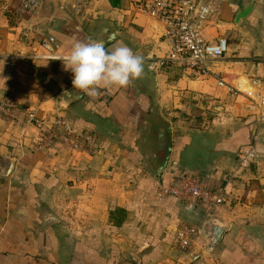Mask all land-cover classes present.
Masks as SVG:
<instances>
[{
    "label": "crops",
    "instance_id": "0c3cea01",
    "mask_svg": "<svg viewBox=\"0 0 264 264\" xmlns=\"http://www.w3.org/2000/svg\"><path fill=\"white\" fill-rule=\"evenodd\" d=\"M24 1L0 0V103L13 98L44 127L0 114V264H264V123L249 107V96L264 98V0H204L215 10L205 39L229 44L207 75L179 65L149 71L148 56L166 57L170 43L132 0H95L83 16L75 0H36V11L21 13ZM110 30L118 35L107 50L123 43L144 57V74L127 87L89 97L61 60L36 58L45 38L60 56ZM57 120L92 134L93 152L59 139L40 148ZM251 148L256 163L239 169ZM188 179L225 187L226 203L207 209L162 194ZM213 223L227 230L209 250ZM184 228L197 229L186 251L176 237Z\"/></svg>",
    "mask_w": 264,
    "mask_h": 264
},
{
    "label": "built area",
    "instance_id": "2783aa9c",
    "mask_svg": "<svg viewBox=\"0 0 264 264\" xmlns=\"http://www.w3.org/2000/svg\"><path fill=\"white\" fill-rule=\"evenodd\" d=\"M95 0H75V11L78 16L87 14L89 6ZM134 4L149 18L162 23L166 28V37L170 43V51L164 58L148 56V70L157 72L167 65H179L182 67L197 70L202 75L209 72V64L223 60L229 50L226 39H219L217 42H209L204 37L206 24L215 15L212 5L204 0H132ZM36 0H25L20 12H34L37 10ZM40 47L45 56L36 58L55 57L59 48L54 37H48L41 41ZM23 55V54H22ZM252 86L258 88L262 85L260 80L251 81ZM219 86L234 96H239V90L228 86L220 80ZM251 95V94H250ZM250 109L258 112V121L264 123V98L257 95L255 98L249 96ZM0 114L12 122H18L23 127L35 126L43 128V121L37 117L35 112L29 111L24 114L23 109L11 97L0 103ZM23 114V116H22ZM22 118V119H21ZM57 129L50 130L40 140L39 147L50 148L56 141L63 143L74 150L93 152L96 148V139L92 134H75L67 123L57 120ZM257 153L251 148L238 157L239 169L249 168L257 161ZM164 195L181 196L191 200H197L207 209L222 206L226 203V188L219 187L212 189L208 186H201L198 182L188 179L180 189L165 188ZM197 236V229L184 228L177 232V243L181 250L191 248Z\"/></svg>",
    "mask_w": 264,
    "mask_h": 264
},
{
    "label": "clouds",
    "instance_id": "9594fccd",
    "mask_svg": "<svg viewBox=\"0 0 264 264\" xmlns=\"http://www.w3.org/2000/svg\"><path fill=\"white\" fill-rule=\"evenodd\" d=\"M49 59L61 60L63 70L73 74L74 89L89 97L101 88L127 87L144 74V57L123 43L107 50L102 41H77L67 54Z\"/></svg>",
    "mask_w": 264,
    "mask_h": 264
},
{
    "label": "water",
    "instance_id": "95a60500",
    "mask_svg": "<svg viewBox=\"0 0 264 264\" xmlns=\"http://www.w3.org/2000/svg\"><path fill=\"white\" fill-rule=\"evenodd\" d=\"M251 13V9H248L246 12L241 13L237 16V21L239 22L240 20H242L243 18H246L249 16V14ZM109 34L105 37V40L102 41L104 42V45L106 46L107 43L113 42L114 39H116L117 37V32L110 30V32H108ZM12 168V164L10 163L8 166L7 171H9ZM227 229L223 226H220L216 223L211 224V226L209 227V238H210V243L208 245L209 250H211L216 244H218L222 238L223 233L226 231Z\"/></svg>",
    "mask_w": 264,
    "mask_h": 264
},
{
    "label": "trees",
    "instance_id": "16d2710c",
    "mask_svg": "<svg viewBox=\"0 0 264 264\" xmlns=\"http://www.w3.org/2000/svg\"><path fill=\"white\" fill-rule=\"evenodd\" d=\"M116 212H117L116 210H115V211L112 210V211H111V216H113ZM118 212L121 213V211H118Z\"/></svg>",
    "mask_w": 264,
    "mask_h": 264
}]
</instances>
